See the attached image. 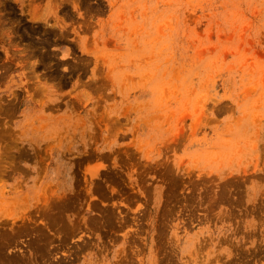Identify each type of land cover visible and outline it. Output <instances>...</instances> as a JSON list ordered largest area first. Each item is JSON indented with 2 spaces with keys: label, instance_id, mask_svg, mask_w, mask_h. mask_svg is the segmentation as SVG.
Returning a JSON list of instances; mask_svg holds the SVG:
<instances>
[{
  "label": "rangeland",
  "instance_id": "1",
  "mask_svg": "<svg viewBox=\"0 0 264 264\" xmlns=\"http://www.w3.org/2000/svg\"><path fill=\"white\" fill-rule=\"evenodd\" d=\"M0 248L264 264V0H0Z\"/></svg>",
  "mask_w": 264,
  "mask_h": 264
},
{
  "label": "bare ground",
  "instance_id": "2",
  "mask_svg": "<svg viewBox=\"0 0 264 264\" xmlns=\"http://www.w3.org/2000/svg\"><path fill=\"white\" fill-rule=\"evenodd\" d=\"M49 205H50V204H49ZM47 211H49V210H47ZM57 212L59 213L60 211H57ZM60 213H61V212H60ZM45 214H47V213H45ZM50 214L53 215L52 212H51ZM50 214H48V216H49ZM55 215H56V214H55ZM63 217H64V216H63ZM55 218H56V217H55ZM49 219H50V217H49ZM51 221H52V220H51ZM53 221H55V220H53ZM53 221H52L51 223H53ZM48 222H50V221H48ZM51 223H50V224H51ZM63 223H64V222H63ZM48 225H49V224H48ZM61 225H62V224H61ZM11 231H12V230H11ZM12 233H15V230H13ZM16 234H18V233H16ZM21 234H22V233H21ZM38 235H39V234H38ZM48 235H49V234H48ZM48 235H47V236H48ZM47 236H46V237H47ZM51 236H52V235H51ZM32 237H33V236H32ZM36 237H37V236H36ZM34 238H35V237H34ZM34 238H33V239H34ZM48 238H50V237L48 236ZM48 238H47V239H48ZM52 239H53V238H52ZM31 240H32V239H31ZM32 241H33V240H32ZM10 242H11V240H10ZM29 242H30V241H29ZM38 243H39V241H38ZM51 244H52V243H51ZM43 245H44V244H43ZM1 246H2V245H1ZM28 246H29V245H28ZM25 247H26V246H25ZM1 248H2V247H1ZM1 248H0V250H3V249H1ZM44 248H45V247H44ZM33 249H34V248H33ZM35 249H36V247H35ZM49 249H50V248H49ZM33 251H34V250H33ZM51 251H52V250H51ZM0 252H1V251H0ZM36 252H37V251H36ZM49 252H50V250H49ZM39 253H40V252H39ZM50 253H51V252H50ZM32 254H33V253H32ZM35 254H36V253H35ZM33 255H34V254H33ZM37 255H38V254H37ZM40 256H41V255H40ZM37 257H38V256H37ZM39 258H40V257H39ZM7 259H8V258H7ZM8 260H9V259H8ZM11 261H12V260H11ZM1 262H2V261H1ZM15 262H17V260H16ZM8 263H9V262H8ZM20 263L22 264V262H20Z\"/></svg>",
  "mask_w": 264,
  "mask_h": 264
}]
</instances>
